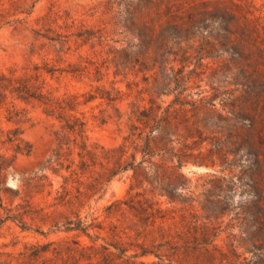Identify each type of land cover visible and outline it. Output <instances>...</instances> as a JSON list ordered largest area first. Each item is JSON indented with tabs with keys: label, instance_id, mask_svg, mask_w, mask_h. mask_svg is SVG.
I'll list each match as a JSON object with an SVG mask.
<instances>
[{
	"label": "rangeland",
	"instance_id": "1",
	"mask_svg": "<svg viewBox=\"0 0 264 264\" xmlns=\"http://www.w3.org/2000/svg\"><path fill=\"white\" fill-rule=\"evenodd\" d=\"M0 264H264V0H0Z\"/></svg>",
	"mask_w": 264,
	"mask_h": 264
},
{
	"label": "water",
	"instance_id": "2",
	"mask_svg": "<svg viewBox=\"0 0 264 264\" xmlns=\"http://www.w3.org/2000/svg\"><path fill=\"white\" fill-rule=\"evenodd\" d=\"M197 170L200 171V168H198Z\"/></svg>",
	"mask_w": 264,
	"mask_h": 264
},
{
	"label": "bare ground",
	"instance_id": "3",
	"mask_svg": "<svg viewBox=\"0 0 264 264\" xmlns=\"http://www.w3.org/2000/svg\"><path fill=\"white\" fill-rule=\"evenodd\" d=\"M200 170H202V169L200 168Z\"/></svg>",
	"mask_w": 264,
	"mask_h": 264
}]
</instances>
